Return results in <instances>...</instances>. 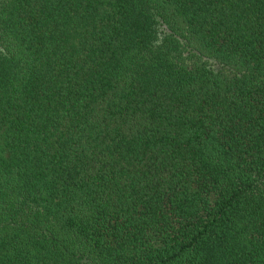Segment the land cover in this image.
I'll return each mask as SVG.
<instances>
[{
    "label": "trees",
    "instance_id": "obj_1",
    "mask_svg": "<svg viewBox=\"0 0 264 264\" xmlns=\"http://www.w3.org/2000/svg\"><path fill=\"white\" fill-rule=\"evenodd\" d=\"M0 264H264V0H0Z\"/></svg>",
    "mask_w": 264,
    "mask_h": 264
}]
</instances>
